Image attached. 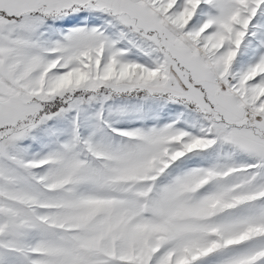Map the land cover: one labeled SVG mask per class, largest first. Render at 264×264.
I'll return each instance as SVG.
<instances>
[{
  "label": "snow or ice",
  "instance_id": "6c2138e0",
  "mask_svg": "<svg viewBox=\"0 0 264 264\" xmlns=\"http://www.w3.org/2000/svg\"><path fill=\"white\" fill-rule=\"evenodd\" d=\"M0 264H264V0H0Z\"/></svg>",
  "mask_w": 264,
  "mask_h": 264
}]
</instances>
